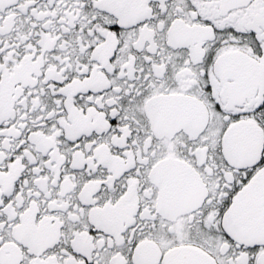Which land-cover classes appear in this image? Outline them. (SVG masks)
<instances>
[{
    "label": "snow or ice",
    "instance_id": "1",
    "mask_svg": "<svg viewBox=\"0 0 264 264\" xmlns=\"http://www.w3.org/2000/svg\"><path fill=\"white\" fill-rule=\"evenodd\" d=\"M0 264H264V0H0Z\"/></svg>",
    "mask_w": 264,
    "mask_h": 264
}]
</instances>
